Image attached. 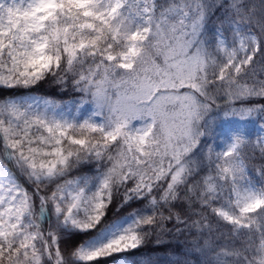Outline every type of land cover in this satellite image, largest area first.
Listing matches in <instances>:
<instances>
[{"label": "snow or ice", "instance_id": "1", "mask_svg": "<svg viewBox=\"0 0 264 264\" xmlns=\"http://www.w3.org/2000/svg\"><path fill=\"white\" fill-rule=\"evenodd\" d=\"M47 80L71 82L79 99L25 94ZM0 89L18 93L0 97V264H129L149 238L164 245L173 220L209 233L194 245L199 264H264L252 137L237 126L203 143L254 120L264 156V104L233 106L264 99V0H0ZM179 201L229 231L213 238L208 217L189 222Z\"/></svg>", "mask_w": 264, "mask_h": 264}, {"label": "trees", "instance_id": "2", "mask_svg": "<svg viewBox=\"0 0 264 264\" xmlns=\"http://www.w3.org/2000/svg\"><path fill=\"white\" fill-rule=\"evenodd\" d=\"M211 3L212 0H209ZM218 3L219 0H216ZM221 13L212 10L211 15L208 17L206 23V29L209 36H211L214 30L219 26V17ZM30 93H34L37 95H41L43 97L52 99L59 103L71 102L74 99H79V96L75 93V90L71 86V82L66 86H59L53 83L51 80H47L45 82L40 83L36 88L32 89ZM18 93L16 91H10L7 89H0V97L4 96H14ZM27 94V93H25ZM217 104L223 106L226 101L217 100ZM264 104V99L260 98H251L247 101L237 102L234 107H254L256 105ZM249 121V120H248ZM252 133V132H250ZM252 137V144H250L245 152L248 153L249 159L246 161L248 167L251 169V175L253 179L257 182L260 181L261 177L256 174V169L261 168L264 165V156H262L260 148L255 144L254 136L249 134ZM217 141V136L214 138L207 139L203 141L205 146L208 144H214ZM206 150V149H205ZM11 167V165H9ZM81 174H90L89 169L87 167L83 168L80 173ZM23 182V180L21 181ZM27 186V185H26ZM183 195V193H181ZM38 204V201H37ZM143 205L140 203H132L130 207L126 206L122 208L118 213L116 212L115 207H113L111 213L109 214V220L114 218H118L120 216H124L127 213L133 211L135 208L142 207ZM177 211L181 212L182 218H187L189 222L193 220H201V215H192L191 213L199 212L208 217L207 223L213 226V232L211 236L216 238L219 236L220 232H228L229 230L225 228L223 225H219V232L217 229V222L215 218L211 215L210 210L201 209L198 205H193L192 208L188 207V204L184 201L177 202ZM167 215V212H165ZM45 227H47L45 225ZM166 228L172 230L170 234L164 237L166 243L161 246H157L155 241V236L149 238L147 243H145L142 247H140L135 252H132L127 255L128 260L131 264H171L173 260H190L193 264H199V262L203 259L199 253L195 252L194 245L197 240L202 244L205 239L209 238V233L207 230H204L203 233H198L195 228H188L184 224H177L174 220L171 222H166ZM182 229L180 233H177L175 229ZM87 239L86 236H69L66 237L61 242V247L65 251V254H68L73 248H75L79 243L83 240ZM220 243H223V239L220 240ZM191 252L190 255H185L186 253ZM229 264H232V261H229Z\"/></svg>", "mask_w": 264, "mask_h": 264}, {"label": "rangeland", "instance_id": "3", "mask_svg": "<svg viewBox=\"0 0 264 264\" xmlns=\"http://www.w3.org/2000/svg\"><path fill=\"white\" fill-rule=\"evenodd\" d=\"M27 94H30V95H35V96H40V97H43V96H41V95H37V94H34V93H27ZM26 94V95H27ZM43 98H46V97H43ZM47 99H49V98H47ZM52 100V99H51ZM57 103H59V102H57ZM66 103H69V102H64V103H60V104H66ZM257 121H254V120H249V121H246V122H244L243 124H241L240 122H238V121H229L227 124H225V125H223L222 127H218L217 128V141H219V139H220V134L225 130V129H227V128H232V127H237V126H243V127H245L246 128V130H247V132L249 133V134H252L253 136H254V140L256 141V139L258 138L257 137V133H258V127H257ZM250 132H252V133H250ZM216 141V142H217ZM254 141V142H255ZM214 146H215V144H214ZM258 146V145H257ZM259 147V146H258ZM260 148V147H259ZM250 175H251V173H250ZM252 176V175H251ZM252 179H253V177H252ZM254 180V182H257L255 179H253ZM128 259V258H127ZM129 261V260H128ZM101 264H119V261H117V260H115V258H109V259H107V260H103L102 262H101ZM129 264H130V261H129Z\"/></svg>", "mask_w": 264, "mask_h": 264}]
</instances>
